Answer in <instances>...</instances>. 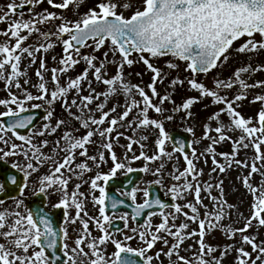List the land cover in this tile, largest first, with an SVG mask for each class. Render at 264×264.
Returning a JSON list of instances; mask_svg holds the SVG:
<instances>
[{"label": "snow or ice", "instance_id": "snow-or-ice-1", "mask_svg": "<svg viewBox=\"0 0 264 264\" xmlns=\"http://www.w3.org/2000/svg\"><path fill=\"white\" fill-rule=\"evenodd\" d=\"M43 2L12 0L6 10L0 9V23L7 25L0 30V36L6 37L0 41V81L8 93L6 98H0V106L4 108L0 111V159L23 157L25 161L23 165L18 161L11 165L23 173L22 178L0 172L5 176V182H0V193L12 201L5 206L6 200L0 198V264H163L162 257L167 258L168 264H222L233 252L235 264H264V240L248 234L254 221L258 227H264V183H252L256 174L264 179V94L252 97L251 103L261 104L255 116L246 117L238 110L248 99L250 90L259 88L264 92V80L249 83L253 73L264 71V64L254 67L245 59L243 66L230 76H216L211 86L198 79L201 74L207 75L226 65L233 53L235 58H247L264 51V0H137L135 6L123 0H97L94 7L74 20L48 9L36 12V6ZM47 3L65 10L70 6L78 8L80 0H47ZM26 5L30 6L28 18L23 11ZM121 7L129 14L125 15ZM30 39L32 43H28ZM57 44L62 45V56L57 66L48 68L42 54ZM106 46L102 56L96 55ZM82 49L91 51L85 53ZM162 57L183 61L187 75L172 77L152 62ZM37 59L40 65L35 75L39 82L32 84L28 70ZM52 59L56 61L55 56ZM24 61L27 63L22 69ZM81 62L85 64L83 71L75 77L68 76ZM136 63H142L153 74L146 86L133 84L125 75L126 67ZM110 67L115 72H110ZM166 67L178 70L180 66L168 60ZM49 71L51 76L46 79ZM165 80L171 91L161 94L157 83ZM94 83L105 86L106 90L97 91ZM25 85L35 88L36 94ZM185 85L198 95L188 96L177 107L173 96ZM70 94L73 98L69 101ZM121 95L125 98L122 112L118 111L119 104L112 103ZM205 99L216 110L207 117L201 140L193 142L209 141L204 150L192 147L189 153L184 144H179L167 151L166 143L172 138L165 130L164 121L150 113L163 115V105L171 101L173 112L184 111L192 118L193 106ZM110 103L112 106L108 107ZM57 104L67 116H56ZM42 107H46L43 123L35 126L36 116L25 113ZM164 119L172 120L173 116ZM30 126L28 134L21 133V129ZM120 129L134 134L158 130L153 154L145 150L148 135L126 136ZM187 131L194 129L189 127ZM121 137L128 141L122 146L123 157L117 155L114 147L119 145ZM229 142L231 151L217 152V146ZM133 145L141 149L138 155ZM90 148L95 149V154H89ZM249 148L254 155L240 159V151ZM175 152L183 154L186 166L168 173L173 183L167 191L173 201L183 200V204H169L159 196L153 198L150 191L152 185H163L165 161L172 160ZM209 155L213 167L209 180L203 181L204 170L197 164L201 160L207 164ZM217 156L223 157V162ZM109 159L111 166L104 172L101 167ZM141 159L146 162L141 170L157 178L143 188L137 185L131 190L117 189L121 197L130 198L131 212L115 211L126 200L113 196L110 213L109 182L118 173L135 172L131 162ZM152 163L158 166L153 169ZM233 166L239 170L240 183L253 197L247 217L227 200L224 180L212 176L217 172L225 174ZM93 169L95 175L84 179ZM244 170H248L247 174ZM30 178L38 185V192L33 187L32 195L47 196L53 191L59 194L60 199L53 207L63 209V227L58 228L43 208L26 205L25 191L29 189ZM73 179L79 182L69 190ZM84 184L89 185L87 193L81 191ZM8 189H15L19 195L12 197ZM139 193L142 202H138ZM87 203L93 205L95 215L87 210ZM154 206L159 210L146 212ZM70 210H74V215ZM233 211L243 219V227L223 223L232 219ZM144 216L143 223H138ZM157 216L159 222L153 223ZM181 216L183 220L177 224ZM116 220L123 221V228ZM76 224L80 228L73 239L68 226ZM192 224L197 227L191 228ZM216 230L234 242L223 247L207 243L206 235ZM237 235L239 241L235 240ZM195 237L199 239L189 246L192 255H181L184 243ZM134 240L139 246H132ZM158 244L167 251L165 247L157 250ZM109 246L114 248L111 253Z\"/></svg>", "mask_w": 264, "mask_h": 264}, {"label": "rangeland", "instance_id": "rangeland-1", "mask_svg": "<svg viewBox=\"0 0 264 264\" xmlns=\"http://www.w3.org/2000/svg\"><path fill=\"white\" fill-rule=\"evenodd\" d=\"M12 2V0H0V9H4L6 10V6L8 3ZM20 0H16V3H19ZM56 2H61V0H56ZM97 0H80V4L79 7H74V6H70L68 9H65V12L61 9H55L52 8L50 5H48L47 0H44V2L42 4H39L36 6L35 11L36 12H40L43 9H48L49 11H56L58 14H63L65 15L68 19L74 20L79 18V16H82L84 13H86L89 8L94 7L96 4ZM123 3H130L132 5H136L137 0H123ZM121 11L125 12V15H128L129 12L128 10H125L121 7L120 9ZM63 11V13H62ZM29 12V11H28ZM25 18H28L27 13ZM57 24H59V21H56ZM7 27L6 24L0 23V30H3ZM49 28H51V25H48ZM260 37L257 36V39H259ZM6 37L4 36H0V41L5 40ZM54 39V38H53ZM33 40L30 39L28 41V43H32ZM83 52L88 53L89 51H91L90 49H82ZM104 51H107V46L101 50V52L96 53V55L102 56V53ZM44 56V58L46 59L48 68L54 67L58 65V61L62 56V45L57 44V46L52 49L49 50L46 54H42ZM55 56L56 57V61H54L52 59V57ZM109 58L111 59V54H109ZM248 60L249 62L252 63V65L255 67L258 64H264V51L259 52L258 54H255L254 56H250L247 58H235V54L233 53V58L229 60V62L226 65H222L221 67L212 70L209 74L204 75L201 74L199 76V80L206 82L209 86H211L213 79L220 75L221 78H225L228 77L232 74V72L239 66H243L242 62L244 60ZM168 60H172L173 62L179 63V69L178 70H169L166 67V62ZM155 65L159 66L162 68V70L164 72H169L170 75L172 77H175L176 75H179L181 78H184L187 73L184 71V67L185 64L183 61H177L176 58L174 57H170L167 59L164 58H159V59H153L152 61ZM27 61H24L21 65L22 69L24 67V64H26ZM40 65V60L37 59L36 64L31 66L28 70V76L31 78V82L32 84H36L38 83V78L35 75L36 69L39 67ZM85 67L84 62H81L79 65H77L75 67L74 70H70L68 73V76H72L75 77L77 74H79L80 72L83 71ZM110 72H115V68L114 67H110L109 69ZM141 71L144 72V76H140L137 75V73H142ZM46 79L50 78L51 76V72H46ZM125 75L127 77L128 80H130L133 84H140L141 86H146L151 82V77H152V73L150 71H148L146 68H144L141 63H136L131 67H126L125 69ZM247 78V77H246ZM66 79V78H64ZM256 80H264V71H260V72H256L253 73L251 78L249 79V83H254ZM167 83L165 84V87H167L168 85V80H165ZM164 81V82H165ZM23 84V79H21L20 81ZM63 82V80H62ZM25 87H29L28 85H25ZM51 87V85H50ZM93 87L97 88V91H102V90H106L105 86L103 85H97V84H93ZM158 91L161 92V94H164L166 91H171L170 88H162V87H157ZM29 90L33 92V94H36V89L29 87ZM146 90H148L146 88ZM13 91H17L15 88H13ZM84 94H88L87 91L84 92ZM256 94H264V92H262L261 89L256 88L254 90H250V94L247 100H245L243 102L242 107L238 108V110H240L242 112L243 115H245L246 117L248 116H255V114L257 113V111L260 109L261 104L260 102H256V103H251L252 97ZM8 95L7 90L5 89V84L3 81H0V98H6ZM194 95H198V93L194 92L193 90L189 89L187 87V85H185L182 88H178L176 93L173 96V100H175L176 102V106L179 107V105L181 104V101L184 100L185 98H187L188 96H194ZM73 98V94L69 95V101ZM139 98V97H137ZM103 99V98H101ZM155 102V101H154ZM33 103H43L41 101H33ZM112 103H116L119 104L120 107L118 108V111H123V105L125 103V98L123 97V95H121L118 99L112 101ZM112 103H110L108 105V107L112 106ZM205 104H208L209 107L205 108ZM163 107L165 108V112L163 115L161 114H156L154 112L150 113V115L153 116V118H158L164 121V126H165V130L170 133L173 130H178V131H182V132H186L191 134L192 136V140L194 142V140H201L203 132H204V124L207 122V117L213 112L215 111V106H212L210 103V100L205 99L203 102L198 103L196 105L193 106L192 108V113H193V117L192 118H188L185 114L184 111H179V112H173V104L171 101L165 102V104L163 105ZM4 108L3 106H0V111H3ZM73 111H75V109H73ZM63 112L62 115L67 116V113L64 112L61 108V106L59 104H57L55 106V114L56 116H60V117H64L61 116V113ZM167 115H172L173 119L172 120H165L164 117ZM225 119H227L225 117ZM43 120L41 121V123L38 125H42ZM53 123H55V121H53ZM192 127L194 129L193 132H188L187 128ZM62 131V130H61ZM120 131L125 132L126 136H139V135H148V140L145 142L146 143V151L148 152L149 155H152L154 150L156 149V145H155V140L158 138V130H149L148 133H144V132H138V133H133L131 130H127L125 131V129H120ZM83 132V131H82ZM60 132H58L56 135H59ZM113 135H115V133H113ZM238 135V133H237ZM51 139V138H50ZM17 143H20V141H16ZM128 143L127 139H125L124 137H121L119 140V145H114L115 147V151L117 152V155L120 157H123V154L125 152V148L122 147L123 145H126ZM209 143V141L207 140H203L202 143L200 144H192V147H196L198 149V151H203L205 146ZM166 149L167 151L171 152L173 149L172 144L169 142L166 143ZM133 150L135 151V153L138 155L140 152V148L138 145H133ZM220 151H231V142L229 143H225L222 145L217 146V152ZM191 153V152H190ZM90 155L95 154V149L94 148H90L89 151ZM107 155V154H106ZM129 157H131L132 153H128ZM254 155L252 149H244L241 150L239 153V158L240 159H245L248 157H252ZM178 158V159H177ZM82 159V158H81ZM217 159L220 160L221 162H223V157L217 156ZM10 162H16L18 161L21 165H23L25 163L24 158L23 157H9L7 159ZM79 162V161H78ZM146 162L141 159V160H137V161H132L131 162V166L133 168H142L143 165ZM111 166V161L110 159L107 161L106 164L102 165L101 170L104 172H107L109 170ZM157 165V163H152L150 165L151 168H155ZM185 161L183 160V157H181L179 155L178 152H175L173 154V159L172 160H166L165 161V171L163 173V189L166 192L167 195L168 191L167 189L170 187L171 183H173L171 177H169L168 173L169 172H174V169L176 167H179L181 170L183 169V167H185ZM198 168H203L204 170V176H203V181H208L209 180V173L211 171V168L213 167L212 164V160H211V155H209L208 157V161L207 164L204 163L203 160L199 161V163L197 164ZM238 171L236 169L235 166H233V168L225 173V174H220V173H212V176L214 177H219L222 178L224 180V187L226 190V198L229 201V203L236 205L239 208V212L243 214V216L247 217L250 215L249 209L251 207V203L253 200V197L251 194L248 193V191L242 186V184L240 183L239 179H238ZM248 170H244V174H247ZM119 175L122 173H118ZM95 175V173H88L86 174V176L84 177V179H88L89 176H93ZM157 177L152 176L150 173H145L144 176V181L139 185V187L143 188L148 186V182L152 181L154 179H156ZM34 178H30V184H29V189H26L25 191V196L26 195H30L31 191L33 189V187L36 188V190H38V185H34L33 183ZM78 180L73 179L72 181H70V183H72V185L69 187V190H72L74 188V185L76 183H78ZM253 184H258V183H264V179H262V177L258 174L254 175ZM161 186V185H160ZM89 189V185L88 184H84L81 188V191L87 193ZM218 190L216 193L217 194ZM97 195H99V193H96ZM48 206L53 207V205H55L56 203H58L60 196L58 193L56 192H51V194L49 195L48 198ZM91 198L89 197V200ZM143 199L142 193L138 194V201H141ZM189 199H192V197H189ZM12 201L7 200L6 201V205H10ZM179 203H184L183 200H179L176 201ZM206 204L208 203V200L204 201ZM86 208L87 210L95 215L96 211L93 208V205L91 203H87L86 204ZM171 210V209H169ZM187 210V209H186ZM72 214L74 215V210H71ZM83 215V213H82ZM160 220L159 216H157L153 223H158ZM183 217H179L176 221L177 224H179L180 222H182ZM130 223L133 224V226H135V224L133 222L130 221ZM224 224H233V226L235 228H240L243 227L244 221L243 219H240L236 212L233 211L232 213V219L231 220H224L223 222ZM79 227L80 225L77 224ZM253 227L250 228L248 230V234L250 233V235L255 234L258 235V240H264V227H258L256 222H253ZM90 227H92V225H90ZM197 226L195 224L191 225V228H196ZM68 231H69V235L74 239L77 233V230L75 227H73V225H69L68 226ZM94 235H99L98 232H94ZM199 239V237H195L193 239L187 240L183 247V250L181 251V255L184 256H188L190 257L192 255L189 246L192 245L194 243V240ZM240 237L239 235H237V237L235 238L236 241H239ZM205 240L207 243L213 245V246H219V247H223L224 245L228 244V243H233L234 241L227 239L223 232L220 230H216L213 231L211 233H209L208 235H206ZM69 244L71 246L72 241L69 240ZM131 244H136L135 247L139 246V242L134 240L131 242ZM161 247H165L162 244H158L157 245V250ZM198 247V245H197ZM248 250L251 251V248L248 247ZM112 251H114V248L112 246H109L108 248V252L111 253ZM165 251H167V248L165 247ZM217 256L220 255L219 250L216 253ZM235 256L236 253H231L228 256H226L222 262V264H235ZM163 260V264H168V260L167 258L162 257L161 258ZM173 259H175V257H173Z\"/></svg>", "mask_w": 264, "mask_h": 264}, {"label": "water", "instance_id": "water-1", "mask_svg": "<svg viewBox=\"0 0 264 264\" xmlns=\"http://www.w3.org/2000/svg\"><path fill=\"white\" fill-rule=\"evenodd\" d=\"M30 114H33L36 116V114L34 113H30ZM43 114H40L36 117L35 121H34V125H35V122L42 116ZM32 127V126H31ZM23 131L24 133H26L28 130L27 129H24V130H21ZM170 137L172 138L171 139V142L173 143V145H176L178 146L179 144H184L185 145V150L186 151H189L190 149V140H189V136L187 134H184V133H181V132H171L170 133ZM5 167L8 168V170L6 171L5 170ZM0 172H4V173H10V174H16L18 176V178H22V176L15 172L12 168L11 165H8L6 164L5 162L3 161H0ZM137 174L135 175L136 177L134 178L133 182L136 181V179H139L141 177V171H136ZM0 178L3 179V182H5V176L0 174ZM111 183V182H110ZM112 184L116 185V182H113ZM124 184V183H123ZM121 184V185H123ZM130 187V186H129ZM127 188V187H126ZM6 189H7V184H6ZM8 191L10 192L11 196L12 197H16L19 193L15 190V189H8ZM150 191L152 192L153 194V198H155L156 196H159L162 200H164L165 202L171 204L173 203L172 201V198H164V194H163V191L161 190V188L157 185H152L151 188H150ZM113 197V196H111ZM0 198H4V199H7L8 196L5 194V193H1L0 194ZM128 204L129 203H125L124 205H119L118 207H123V208H127L128 211L131 212V209L128 207ZM28 206L29 207H32L33 209H39V208H43L45 211H48L50 213V215L52 216L53 218V222L54 224L60 228V225H61V222L63 221V217H64V211L62 208L60 209H55V210H48L45 206V198L42 194H39V195H35L33 198H31L28 202ZM111 210V209H110ZM153 210H156L158 211V206H154L153 209H149V210H146L147 211H153ZM146 218V216L144 217H141L138 221V223H142L144 221V219ZM120 222V221H119ZM120 227V225H119ZM59 246V245H58ZM131 255V254H129ZM137 259H142V258H139V257H136Z\"/></svg>", "mask_w": 264, "mask_h": 264}]
</instances>
